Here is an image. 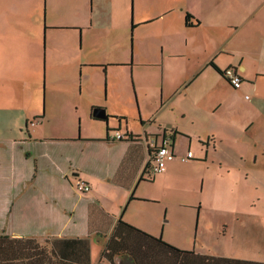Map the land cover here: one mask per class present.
<instances>
[{"label": "crops", "instance_id": "1", "mask_svg": "<svg viewBox=\"0 0 264 264\" xmlns=\"http://www.w3.org/2000/svg\"><path fill=\"white\" fill-rule=\"evenodd\" d=\"M42 36L44 92L31 95ZM7 57L17 82L0 126V198L10 219L1 232L40 244L84 239L90 264L91 238L99 264L119 220L171 245L168 183L189 179L191 196L176 204L198 205L193 238L226 247L182 250L264 263V0H0V66ZM228 68L238 89L223 78ZM96 108L105 119L92 116ZM163 139L175 157L150 175ZM182 168L188 173L176 177Z\"/></svg>", "mask_w": 264, "mask_h": 264}, {"label": "trees", "instance_id": "2", "mask_svg": "<svg viewBox=\"0 0 264 264\" xmlns=\"http://www.w3.org/2000/svg\"><path fill=\"white\" fill-rule=\"evenodd\" d=\"M159 252L169 255L167 263L157 255ZM191 254L119 220L100 253L99 264H114L116 256L128 257L133 264H264L206 255L190 257ZM0 264H90L88 245L84 239L54 240L40 244L33 238H14L1 232Z\"/></svg>", "mask_w": 264, "mask_h": 264}, {"label": "rangeland", "instance_id": "3", "mask_svg": "<svg viewBox=\"0 0 264 264\" xmlns=\"http://www.w3.org/2000/svg\"><path fill=\"white\" fill-rule=\"evenodd\" d=\"M48 11H49V7H48ZM55 32L56 33H54V34L56 35L57 38H61L65 34L64 31H55ZM45 36H42L40 41H39V52H38L39 64H38V75H37L38 85H34V82H33V90L31 89V87L27 88V90L26 89L24 90L25 93H27V91L30 93L32 90L31 95L32 94L42 95L44 92V86H45L44 74H45V69H46L45 64H46V60L50 57V47H49L47 41L45 40ZM47 40H50V31L47 32ZM5 62L9 63V64L0 66V74L3 75V79L1 80V84H0V126H2V123H3L4 118H5L3 116L4 115V102H5L4 97L7 96L9 93L13 92L12 87H14V86L12 85V83L17 82L9 73L12 64H10V60L8 57L5 59ZM49 65H50V63L48 61V67H49ZM3 69H5V70H3ZM49 70H50V68H49ZM46 71H48V70H46ZM22 82H24V79L22 80ZM126 82L129 84L130 79L127 78ZM61 87H62L61 84L53 85V88H54L55 92H57V93H61V90H59ZM85 87H87V85L84 86V89H85ZM35 88L37 90H34ZM36 91H37V93H36ZM123 91H125V93H128V91H129L128 87L124 86ZM130 92H132L131 85H130ZM97 94L100 97H101V95H102V97H103V95L105 96V86L103 87V91L101 90V86H98L97 87ZM65 107L69 110L71 109L70 106H65ZM44 126H46L50 129V124L49 125L44 124ZM187 173L188 172L182 168L177 172V174H175V176L183 178ZM191 184L192 183L189 179L185 180V179H178V178L173 179L172 181H170L168 183L169 191H168L165 198L171 199L173 201V203L169 207V209H170L169 216L172 218V220H171L172 225H169V226L167 225L165 227V233L167 235H169L170 239H172V240H170L172 243L171 245H175L176 247H180L178 249L195 250L198 252L202 251V252H209V253L214 252V253H216L217 250H220V249L226 247L223 244L222 239H218L214 244L213 239H209V242H205V241L199 242L193 238V234L196 232V230L199 226V220H200V216H201V212H198V210H197L198 205H195V206L179 205V206H177V204H176L179 199L189 198L191 196V194L189 193L191 191ZM0 185H1V181H0ZM77 192L80 194H85V193H82L79 191H77ZM86 193L88 194V192H86ZM4 202H5L4 199L0 198V227L1 228L5 227V225L10 220L9 218H7L8 214H6L7 211H5V207H4L5 203ZM144 208H148V211L146 212V213H148V212H151L150 210L152 209V206L147 207V205H143V209ZM179 222H181L182 225H181V227L178 226V228L176 229L174 225H176V224L178 225ZM1 231L2 230L0 229V233H1ZM91 243H92L93 264H96V258L98 257V254H99L100 244L96 240V238H91ZM157 255H159L160 257L163 256L161 252H159V254L157 253ZM114 264H116V262Z\"/></svg>", "mask_w": 264, "mask_h": 264}, {"label": "built area", "instance_id": "4", "mask_svg": "<svg viewBox=\"0 0 264 264\" xmlns=\"http://www.w3.org/2000/svg\"><path fill=\"white\" fill-rule=\"evenodd\" d=\"M223 78L235 89H238L240 87V77L236 72L228 68L224 70L223 72ZM115 139H122L123 135L115 132L114 133ZM175 155L173 154V151L170 149V142L168 139H163L160 143V145L155 146L154 150L151 153L150 156V163L148 166V172L150 175L159 174L165 171L166 163L168 161L173 160ZM192 154L191 152H187L185 158L182 160L191 158ZM74 187L77 191L86 193L90 191V186L85 183L82 180H76L74 183Z\"/></svg>", "mask_w": 264, "mask_h": 264}, {"label": "water", "instance_id": "5", "mask_svg": "<svg viewBox=\"0 0 264 264\" xmlns=\"http://www.w3.org/2000/svg\"><path fill=\"white\" fill-rule=\"evenodd\" d=\"M92 116L95 118V119H105V114H104V111L102 109H94L93 112H92Z\"/></svg>", "mask_w": 264, "mask_h": 264}, {"label": "flooded vegetation", "instance_id": "6", "mask_svg": "<svg viewBox=\"0 0 264 264\" xmlns=\"http://www.w3.org/2000/svg\"><path fill=\"white\" fill-rule=\"evenodd\" d=\"M154 150V148H152V151Z\"/></svg>", "mask_w": 264, "mask_h": 264}]
</instances>
